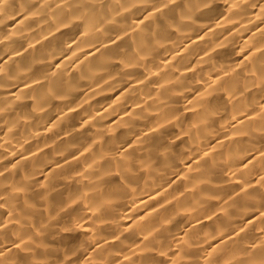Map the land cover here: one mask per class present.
I'll use <instances>...</instances> for the list:
<instances>
[{
	"label": "clouds",
	"instance_id": "clouds-1",
	"mask_svg": "<svg viewBox=\"0 0 264 264\" xmlns=\"http://www.w3.org/2000/svg\"><path fill=\"white\" fill-rule=\"evenodd\" d=\"M0 264H264V0H0Z\"/></svg>",
	"mask_w": 264,
	"mask_h": 264
}]
</instances>
